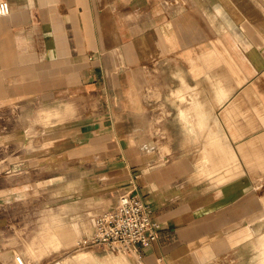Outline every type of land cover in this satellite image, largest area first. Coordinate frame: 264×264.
<instances>
[{
  "label": "crops",
  "instance_id": "1",
  "mask_svg": "<svg viewBox=\"0 0 264 264\" xmlns=\"http://www.w3.org/2000/svg\"><path fill=\"white\" fill-rule=\"evenodd\" d=\"M8 1L0 213L37 197L55 208L26 251L77 241L72 200L121 190L160 224L134 247L144 264H205L246 241L264 206V0Z\"/></svg>",
  "mask_w": 264,
  "mask_h": 264
},
{
  "label": "rangeland",
  "instance_id": "2",
  "mask_svg": "<svg viewBox=\"0 0 264 264\" xmlns=\"http://www.w3.org/2000/svg\"><path fill=\"white\" fill-rule=\"evenodd\" d=\"M149 76L151 78L144 90V106L151 113L149 118L153 125V97H155L153 93V68L149 71ZM160 102L161 105L159 106L164 109L166 107L165 101ZM148 135L153 139V126ZM158 145V149L162 153L164 148L160 147V142ZM253 188L255 189V193L259 195L256 196L258 200L263 201L264 204V175L253 181ZM32 199L30 198L28 202H24L20 206H10V211L0 213V215L4 214L5 216V218L0 219V223H2L0 225V257L7 264H53L58 259H60L62 264H75L87 257L105 262L106 259L113 260V258L119 256L121 253H125L130 260L126 264H144L139 259L134 248L129 251H111L96 246L78 247L76 239L69 243H62L58 248L47 249L39 257L30 255L26 251V246L28 242H31L32 238H37L36 236L43 224V214L49 211L52 212L55 209L54 203H43L40 197H37L38 201L33 203ZM70 201L69 197L63 196L61 203L67 204ZM72 201L74 204L76 203L74 205L75 208L72 211H67L65 213L66 217H74V214H76V218L80 217L79 220L85 223V228L83 227V231L79 234L78 239L81 235L89 233L92 230L93 217L98 210L111 203L110 199H103L100 201V204H91L84 200L79 202V199ZM252 217V229L245 234L247 240L245 241V238H243V243L234 250H227V253H224V249H219L222 255L219 258L207 261L205 264H264V206L261 207L260 205L259 210L255 211ZM224 247L222 246L221 248Z\"/></svg>",
  "mask_w": 264,
  "mask_h": 264
},
{
  "label": "built area",
  "instance_id": "3",
  "mask_svg": "<svg viewBox=\"0 0 264 264\" xmlns=\"http://www.w3.org/2000/svg\"><path fill=\"white\" fill-rule=\"evenodd\" d=\"M9 9V1L0 0V15L7 13ZM159 228L160 224L152 217L150 205L136 192L121 190L108 207L94 215L92 230L81 235L76 245L129 251L137 244H148L155 240ZM53 264L60 263L54 261Z\"/></svg>",
  "mask_w": 264,
  "mask_h": 264
},
{
  "label": "bare ground",
  "instance_id": "4",
  "mask_svg": "<svg viewBox=\"0 0 264 264\" xmlns=\"http://www.w3.org/2000/svg\"><path fill=\"white\" fill-rule=\"evenodd\" d=\"M187 86V85H186ZM59 106V105H58ZM194 109V108H193ZM197 111V109H196ZM210 127V126H209ZM208 131V130H207ZM226 140V139H225ZM225 143V142H224ZM211 160V159H210ZM78 240V239H77ZM77 242V241H76ZM118 255V254H117ZM57 263H60V259L55 260ZM126 262H130L129 258L125 253H121L119 256L113 258V260L106 259L105 262H100L98 260L92 259L91 257H87L83 260L76 262L75 264H126ZM129 264V263H128Z\"/></svg>",
  "mask_w": 264,
  "mask_h": 264
}]
</instances>
